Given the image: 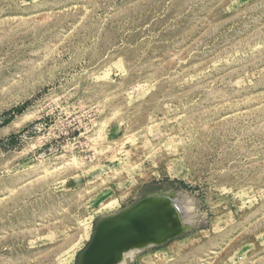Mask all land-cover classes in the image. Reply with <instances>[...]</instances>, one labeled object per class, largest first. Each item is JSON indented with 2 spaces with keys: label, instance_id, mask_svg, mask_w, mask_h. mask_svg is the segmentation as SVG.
I'll use <instances>...</instances> for the list:
<instances>
[{
  "label": "rangeland",
  "instance_id": "374dc122",
  "mask_svg": "<svg viewBox=\"0 0 264 264\" xmlns=\"http://www.w3.org/2000/svg\"><path fill=\"white\" fill-rule=\"evenodd\" d=\"M159 192L194 227L121 264H264V0H0V264Z\"/></svg>",
  "mask_w": 264,
  "mask_h": 264
},
{
  "label": "water",
  "instance_id": "95a60500",
  "mask_svg": "<svg viewBox=\"0 0 264 264\" xmlns=\"http://www.w3.org/2000/svg\"><path fill=\"white\" fill-rule=\"evenodd\" d=\"M164 193L147 195L130 208L99 220L77 264H114L128 246H159L192 229L195 221L181 228L173 222L171 213L164 211L163 205L170 200Z\"/></svg>",
  "mask_w": 264,
  "mask_h": 264
},
{
  "label": "bare ground",
  "instance_id": "6f19581e",
  "mask_svg": "<svg viewBox=\"0 0 264 264\" xmlns=\"http://www.w3.org/2000/svg\"><path fill=\"white\" fill-rule=\"evenodd\" d=\"M173 195H174L173 193H169V192L164 193V196L166 198L170 199L169 201H167L163 205L164 211H168L169 213H171L172 218H173V222L180 225L181 228L184 227V225H186V224L193 223L195 217L192 215V213L190 211L192 203L189 201L184 203L185 201L182 198V196H180L178 194H176L175 196H173ZM172 201L175 202L174 205H171ZM141 249L142 248L138 247V246H128V247L124 248L121 251V253L123 252L125 256L129 257L134 252L139 251ZM121 261H122V255L119 254V256L117 257L114 264H121L120 263Z\"/></svg>",
  "mask_w": 264,
  "mask_h": 264
}]
</instances>
